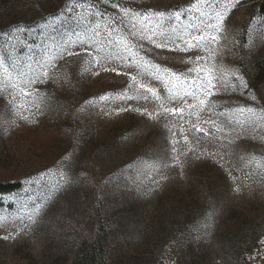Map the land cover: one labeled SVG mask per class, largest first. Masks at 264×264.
I'll return each mask as SVG.
<instances>
[{
  "label": "rangeland",
  "instance_id": "374dc122",
  "mask_svg": "<svg viewBox=\"0 0 264 264\" xmlns=\"http://www.w3.org/2000/svg\"><path fill=\"white\" fill-rule=\"evenodd\" d=\"M192 3L119 0L122 7L137 11H168ZM69 5L70 0H0V44L16 38L18 68L10 66L4 53L13 81L24 70L22 62L32 56L34 64L48 44L75 41L74 34L83 38L90 34L89 25L99 24L103 31L122 15L105 0H87L79 16L67 10ZM88 5L94 7L88 11ZM263 5L264 0H240L225 20L216 75L228 73L235 80L231 73H236L247 87L235 81V91L228 87L210 97L209 105L221 114L212 116L205 109L199 121L195 115L171 118L151 97L122 102L117 93L137 94L129 88L128 76L93 66L88 56L93 48L87 43H77L72 50L79 57L65 55L46 83L34 85L45 96L38 101L42 115L11 89L0 69V182L23 184L0 194V215L17 218L0 227V237H15L0 238V264H71L80 241L100 226L109 231L108 264H264V121L230 125V118L244 117L225 111L264 108V77L258 68L264 61ZM98 11L103 18L95 15ZM197 54L205 55L196 50L164 51L163 57L147 53L178 72L191 67L181 57ZM65 61L71 63L65 66ZM104 66L137 74L119 61ZM143 82L167 97L157 82L146 76ZM106 93L110 99H99ZM18 103L25 109L16 108ZM120 107L130 110L120 112ZM135 108L140 112L131 110ZM204 120H215L226 134L214 132ZM197 123L208 136L196 132ZM58 168L68 170L70 183L44 206L35 224L29 223L23 219L26 209L46 193L41 182L54 179L40 174Z\"/></svg>",
  "mask_w": 264,
  "mask_h": 264
},
{
  "label": "snow or ice",
  "instance_id": "6c2138e0",
  "mask_svg": "<svg viewBox=\"0 0 264 264\" xmlns=\"http://www.w3.org/2000/svg\"><path fill=\"white\" fill-rule=\"evenodd\" d=\"M105 2L111 3L113 8H119L122 13L119 23L115 19H111L103 27V31L100 30L101 26L99 24L95 28L89 25L90 34L86 33L83 38L79 34H74L76 35L75 41L68 40L66 43L58 45L48 44L45 49H42L40 59L34 62L35 66L32 56L29 57L27 62H22L24 70L16 72L14 81L8 67L5 66L4 53H7L8 58L12 60L10 66L18 68V62L14 57L15 43L13 41L16 38L0 44V69H3L4 74L11 82V89L17 92L39 114L42 115L43 113L39 111L40 104L38 101H43L45 96L34 85L46 83L51 78L50 72L55 69L56 62L64 59L65 55L79 57L80 53L72 50L77 43L81 45L87 43L90 48H93V51L88 52L93 66L100 65L105 72L112 71L117 75L128 76L131 82L129 88L134 87L137 94L130 95L127 91L117 93L116 95L120 97L122 102L147 101L151 97L160 103L163 112L169 114L171 118L183 119L185 115H195L197 121H199L200 113L205 109L212 116L220 115L221 113H218L214 107L209 105L210 97L220 94L223 89L228 87L235 91L237 88L235 81H239L240 86L247 87L243 77L236 73H231V77H235V80H232L228 73H223L221 76L216 75L215 65L216 49L220 44V34L225 30V20L232 10L240 4V0H194V3L185 8L170 9L168 11L153 9L137 11L122 7L119 0H105ZM85 4H87V0H79V3L76 0H70L67 10L76 11L79 16L84 11ZM92 7L94 5H88V11ZM95 15L103 18L105 14L98 11ZM185 20L187 23L184 22ZM102 36L103 39H99ZM81 50L84 51L83 48ZM193 50L203 52L205 55L197 54L191 57H181L182 63L191 65L184 72L174 71L172 68L156 63L153 58L147 55V53H153L155 56L163 57L164 51L187 53ZM112 61H119L121 66L127 65L135 68L137 74H130L127 71L121 73L114 66H104ZM68 63H71V61H65V66ZM53 74L55 73L53 72ZM94 74L99 75V71ZM138 75L141 79H138ZM145 76L163 87L167 97H162L157 87L143 82ZM99 99L106 100L110 97L106 93ZM165 99L169 103L178 102L180 105H186V107H166ZM15 100L16 96L14 95L13 101ZM15 107L25 109V104L18 103ZM193 109H196L195 113H193ZM128 110L130 109L127 107L119 108L120 112ZM131 110L140 112L139 108ZM225 111H232L238 116L244 117L243 120L230 118L228 121L230 125L243 126L244 123L249 121L253 124L264 121V108L238 106L235 109H226ZM144 112L147 113L146 108ZM147 114L150 118H155L152 113ZM21 119L27 120L28 117L22 116ZM203 122L211 124L214 132L226 134V129L217 125L215 120H204ZM32 123H36V120H33ZM193 127L196 132H203L205 136L209 135L208 130L200 128L198 123L193 124ZM216 139H223V136L216 137ZM187 142L188 139L185 136L184 143L187 144ZM40 175L44 177L51 176L54 179L51 183L41 182L46 188L45 195L31 209H26V215L23 219L31 224L37 222L44 206L55 197L63 186L71 181L68 170L61 168H58L55 172L49 170ZM30 183L35 184L37 181H30ZM236 191H239V188ZM12 199L14 200L15 197ZM16 219V217L0 215V227L14 224ZM27 227L28 224L23 225V228ZM0 238L8 240L15 237L5 235ZM261 243L264 244V241Z\"/></svg>",
  "mask_w": 264,
  "mask_h": 264
},
{
  "label": "trees",
  "instance_id": "16d2710c",
  "mask_svg": "<svg viewBox=\"0 0 264 264\" xmlns=\"http://www.w3.org/2000/svg\"><path fill=\"white\" fill-rule=\"evenodd\" d=\"M264 12V5H263ZM260 77H264V61L258 62ZM23 187L22 182H0V194L11 193ZM109 231L100 226L97 233L84 237L78 244L71 264H108Z\"/></svg>",
  "mask_w": 264,
  "mask_h": 264
}]
</instances>
